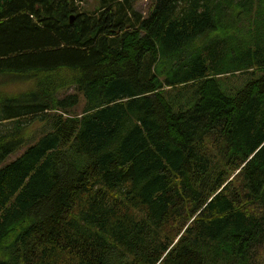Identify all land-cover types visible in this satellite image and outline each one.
<instances>
[{
  "label": "trees",
  "instance_id": "trees-1",
  "mask_svg": "<svg viewBox=\"0 0 264 264\" xmlns=\"http://www.w3.org/2000/svg\"><path fill=\"white\" fill-rule=\"evenodd\" d=\"M77 1L0 0V264H264V0Z\"/></svg>",
  "mask_w": 264,
  "mask_h": 264
},
{
  "label": "rangeland",
  "instance_id": "rangeland-1",
  "mask_svg": "<svg viewBox=\"0 0 264 264\" xmlns=\"http://www.w3.org/2000/svg\"><path fill=\"white\" fill-rule=\"evenodd\" d=\"M148 1L149 0H140L137 4L138 9L144 13L147 8H148ZM99 2L100 0H78L77 1V5L79 6V8L83 11H93L96 8H98L99 6ZM3 83V81H0ZM2 88V86L0 87V89ZM27 147H24L22 150H20L18 153L11 155L10 157H8L6 159V163H10L13 160H15L18 156H20L21 154H23V152L26 150ZM3 166V165H2Z\"/></svg>",
  "mask_w": 264,
  "mask_h": 264
},
{
  "label": "water",
  "instance_id": "water-1",
  "mask_svg": "<svg viewBox=\"0 0 264 264\" xmlns=\"http://www.w3.org/2000/svg\"><path fill=\"white\" fill-rule=\"evenodd\" d=\"M71 21L73 22V16H72V18H71Z\"/></svg>",
  "mask_w": 264,
  "mask_h": 264
}]
</instances>
